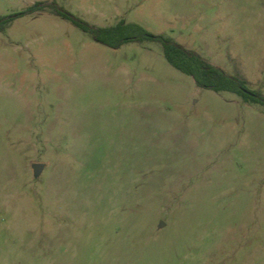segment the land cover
Returning a JSON list of instances; mask_svg holds the SVG:
<instances>
[{
    "label": "rangeland",
    "instance_id": "1",
    "mask_svg": "<svg viewBox=\"0 0 264 264\" xmlns=\"http://www.w3.org/2000/svg\"><path fill=\"white\" fill-rule=\"evenodd\" d=\"M39 1L137 22L264 94V0H0L26 11L0 29V264H264V105Z\"/></svg>",
    "mask_w": 264,
    "mask_h": 264
},
{
    "label": "trees",
    "instance_id": "2",
    "mask_svg": "<svg viewBox=\"0 0 264 264\" xmlns=\"http://www.w3.org/2000/svg\"><path fill=\"white\" fill-rule=\"evenodd\" d=\"M48 7L53 13L72 21L76 26L89 32L92 37L105 45L118 47L128 40L149 38L162 43L163 53L168 62L175 68L189 74L200 87L215 91L229 90L240 95L245 101L264 105V94L250 89L247 79L240 73H229L223 67L203 57L199 52L189 49L170 36L153 33L137 22H124L123 19L114 25H95L69 12L56 2H36L28 10L45 9ZM26 11L9 16H0V29H4L15 17Z\"/></svg>",
    "mask_w": 264,
    "mask_h": 264
},
{
    "label": "water",
    "instance_id": "3",
    "mask_svg": "<svg viewBox=\"0 0 264 264\" xmlns=\"http://www.w3.org/2000/svg\"><path fill=\"white\" fill-rule=\"evenodd\" d=\"M43 166H44V165H43L42 163H34V164H33V169H34V173H35V175H39V174H40V172H41Z\"/></svg>",
    "mask_w": 264,
    "mask_h": 264
}]
</instances>
